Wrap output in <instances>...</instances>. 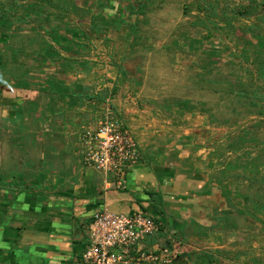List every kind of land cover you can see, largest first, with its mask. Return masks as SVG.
I'll use <instances>...</instances> for the list:
<instances>
[{
    "label": "crops",
    "instance_id": "crops-1",
    "mask_svg": "<svg viewBox=\"0 0 264 264\" xmlns=\"http://www.w3.org/2000/svg\"><path fill=\"white\" fill-rule=\"evenodd\" d=\"M64 36L68 48L48 39L53 57L28 56L30 67L0 81V264H80L94 213L140 209L162 222L143 247H172L178 255L171 264H264L263 213L215 179L204 149L175 147L155 119L133 117L130 99L116 90L111 51L116 58L124 51L117 36ZM106 105L142 154L125 191L108 188L81 161V129Z\"/></svg>",
    "mask_w": 264,
    "mask_h": 264
},
{
    "label": "rangeland",
    "instance_id": "rangeland-1",
    "mask_svg": "<svg viewBox=\"0 0 264 264\" xmlns=\"http://www.w3.org/2000/svg\"><path fill=\"white\" fill-rule=\"evenodd\" d=\"M65 2L84 15L86 23L78 26L69 19L73 28L90 33L91 24L123 43V54L111 56L120 71L116 90L130 99L133 117L155 119L156 130H167L175 147L204 149L215 179L232 184L264 217V0ZM42 14L47 22L33 19L42 26L35 32L33 25H15L0 35V67L6 64L7 73L30 67L27 57L42 39L50 44L44 32L56 26V13ZM23 44L29 50L21 51ZM11 49H19L18 58Z\"/></svg>",
    "mask_w": 264,
    "mask_h": 264
},
{
    "label": "built area",
    "instance_id": "built-area-1",
    "mask_svg": "<svg viewBox=\"0 0 264 264\" xmlns=\"http://www.w3.org/2000/svg\"><path fill=\"white\" fill-rule=\"evenodd\" d=\"M102 114L79 134L84 167L101 174L108 188L125 191L130 168L142 154L119 114L104 106ZM162 222L145 210L131 213L102 210L92 215L80 264H171L177 252L167 245L146 249Z\"/></svg>",
    "mask_w": 264,
    "mask_h": 264
},
{
    "label": "trees",
    "instance_id": "trees-1",
    "mask_svg": "<svg viewBox=\"0 0 264 264\" xmlns=\"http://www.w3.org/2000/svg\"><path fill=\"white\" fill-rule=\"evenodd\" d=\"M18 8H23L22 12H17ZM51 10V12L56 13L55 20L56 26L52 27V31H49L47 34L51 41L57 45H64V47L68 48L72 41L68 40L64 34H74V33H88L85 30L81 31L77 28H73L71 24H69V19L74 17V19L79 20L82 24L84 21V15L75 12L77 10V6L71 4L70 2H65V0H9L7 4L0 3V35L9 34V31L13 30L15 25H21V30H25L24 26L30 27L33 25L34 28H29L31 31H37V28H41V24L39 22H35L33 19L37 21L44 22L47 17H43L42 14L44 10ZM80 9V8H79ZM12 15H17L16 18H12ZM42 17V18H41ZM39 19V20H38ZM47 22V21H46ZM55 25V24H54ZM90 30L88 34L91 33H103V29L96 28L93 29V26L90 24ZM5 36V35H4ZM9 39V36H6ZM41 37V36H38ZM31 43H37V41H31ZM41 51L46 52L44 55L46 58L53 57L51 52L52 46L47 44L43 39L39 42L38 48L32 50L31 55H36V53H40ZM10 55L18 58L19 49L10 50ZM29 55V56H31ZM9 64H16L13 57L8 60ZM7 65L0 67V73L2 71L7 72ZM19 75V74H17ZM16 75V76H17Z\"/></svg>",
    "mask_w": 264,
    "mask_h": 264
}]
</instances>
